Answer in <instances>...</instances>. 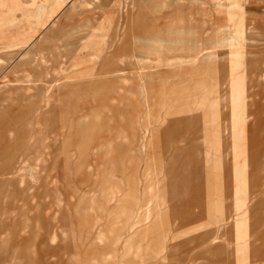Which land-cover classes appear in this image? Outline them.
I'll use <instances>...</instances> for the list:
<instances>
[{
    "label": "rangeland",
    "instance_id": "1",
    "mask_svg": "<svg viewBox=\"0 0 264 264\" xmlns=\"http://www.w3.org/2000/svg\"><path fill=\"white\" fill-rule=\"evenodd\" d=\"M81 1L0 0V247L13 232L5 246L15 250L0 251V264H25L13 253L34 264H264L244 263L264 256V0H93L85 17L94 28L71 46L60 72L16 80L38 65L28 57H37L38 45L67 43L84 16ZM229 14L261 34L214 44L230 30ZM171 16L184 18L180 27L192 25L199 43H187L190 51L177 52L192 36L169 34ZM134 26L152 48L167 39L165 60L139 51L124 72L96 70L111 35ZM237 56L244 71L227 68ZM239 77L246 84L233 92ZM232 94L242 99L223 113ZM234 110L244 113L236 123ZM229 122L236 137L222 151ZM157 134L167 145L148 160ZM203 141L218 150L208 164L202 150L194 153ZM40 150L48 161L33 167ZM175 151L177 173H194L193 185L177 188L169 178ZM58 157L68 160L67 176L59 171L65 186L54 184L50 163ZM38 221L45 229L34 253L24 226Z\"/></svg>",
    "mask_w": 264,
    "mask_h": 264
},
{
    "label": "bare ground",
    "instance_id": "2",
    "mask_svg": "<svg viewBox=\"0 0 264 264\" xmlns=\"http://www.w3.org/2000/svg\"><path fill=\"white\" fill-rule=\"evenodd\" d=\"M77 2V1H76ZM93 0H82L80 5L78 6L79 9L83 10V14L84 16L81 17L79 25L77 26V28L70 34V37L67 41V43H63L62 45H57L56 47L52 46H44V45H38L36 47L37 50V57L36 53H32V51H30L28 53V57L34 56V59H36V63H38V65L35 67V69L31 70L28 68H24V70L22 71V75L20 76V78H17L16 80H30L31 77L34 78H40L43 75L48 74V72H54V73H58L60 72V70L62 69V64L65 65L67 64L65 61L68 57V52L70 51L71 46L75 45L76 42H79L82 40V36H84L83 34H85L86 32H88V30L94 28V25L88 20L86 16L87 13H91L92 11V7H93ZM62 2H60L59 0V6L61 5ZM251 4V3H250ZM55 5V4H54ZM91 5V7H89ZM58 6V4H57ZM235 7V6H234ZM231 8V7H230ZM132 9V8H131ZM235 9V8H234ZM74 10V9H73ZM72 10V11H73ZM232 11V10H230ZM241 11V10H240ZM233 12V11H232ZM91 15V14H90ZM241 15V14H240ZM244 17V15H242ZM172 18H169L171 21L169 22V24L167 25L169 28V31H171V33L169 34H173V35H189L190 32L188 31L190 27H192V25H189L187 27H180L178 26L180 23H182L184 21V18L182 17H174L171 16ZM68 18V17H67ZM78 19V18H77ZM228 21L229 24L227 26H224L225 29H230L228 30V32H226L227 30H225V33H223L222 35H218L216 38H214V44H218V45H226L228 46L229 43L231 41L235 40H239V38H243V39H252L255 38L257 36H259L261 34V30L260 28L254 24L253 22H249L247 20V18H242V19H237L235 18V16L233 14H229L228 16ZM74 20V19H73ZM79 20V19H78ZM226 22V21H225ZM100 23V22H99ZM76 24V23H75ZM96 24V23H95ZM170 26V27H169ZM242 27L241 30H237V28ZM147 30H149L150 32L153 30V26H148ZM70 31V30H69ZM122 30L119 31L118 33H115L113 35H111L110 38V42L108 45V50L109 53L108 55H106L101 64H98L99 67H95L96 70H106L108 72L111 71H117V72H124L126 71L129 67H133L136 64V59H137V54L138 52H143L146 55H156L158 56L159 60H165V58L168 56L169 52L171 51L170 49H168L166 47V42L167 39L161 38L159 40H157L160 44H158L157 46H155L156 48H152L151 45H145L146 43V39L144 37V31L141 27L139 26H134L133 28L129 29V30H124L122 33ZM54 33V32H53ZM60 33V32H59ZM87 34V33H86ZM51 35V34H50ZM191 35V34H190ZM52 36V35H51ZM192 36V35H191ZM59 39V38H58ZM53 40V39H52ZM69 42V43H68ZM192 42V43H199V41L197 40V38H194L193 36L191 37V39L187 40V41H181L180 46L178 47L180 50L177 51L176 48H174V51L177 52H187V50L190 51L189 46L187 45V43ZM210 41L206 40L205 44H202V50L204 49H208L209 46H204L207 45ZM233 43V42H231ZM248 43V42H247ZM262 43V42H261ZM264 43V42H263ZM243 45V44H242ZM29 46V45H28ZM178 46V45H177ZM232 49V48H231ZM201 50V51H202ZM216 50V49H215ZM34 52V50H33ZM163 53V54H162ZM21 54V53H20ZM22 55V54H21ZM25 56V55H24ZM102 55H99L98 57H101ZM191 55L189 58L190 59H195L196 56ZM231 57V56H230ZM228 58V62L227 63V68L230 71L233 70H242L244 71V69H247V66L242 64L241 61H239L240 56L237 57H232V58ZM18 59V58H17ZM31 59V58H30ZM72 63H76L77 59L72 58L70 59ZM30 61V60H29ZM160 62V61H159ZM171 63V61H170ZM35 64V63H34ZM163 64V62H162ZM6 65V63H5ZM36 65V64H35ZM248 66H250V64H247ZM16 76V75H15ZM110 76V75H109ZM105 77V76H104ZM23 78V79H22ZM246 78L245 77H239L237 78V80L235 81V85L232 88L233 92L235 90H238L242 85L246 84ZM2 85H6V84H2ZM27 85V84H26ZM15 86V85H14ZM9 87V86H8ZM7 88V87H6ZM8 89V88H7ZM10 89V88H9ZM36 89V88H35ZM49 89V88H48ZM48 91V90H47ZM1 93V92H0ZM33 93V92H32ZM47 94V93H45ZM11 96V95H10ZM232 99L227 102L224 105V112H227L229 109V107H236L237 106V102L242 99L241 96H236L235 94H232ZM53 97V96H52ZM11 98V97H10ZM62 100V99H61ZM49 103V102H48ZM55 103V102H54ZM72 103V102H70ZM136 104V103H135ZM5 105V104H4ZM49 106V105H48ZM128 107V106H127ZM137 112V111H136ZM135 113V112H134ZM142 113V112H141ZM188 113V116H192V120L194 118V114L193 113ZM259 113V112H258ZM74 114V113H73ZM230 116V112L228 113ZM234 114V118L232 119L233 123L239 122L242 118H243V112H239L237 110H234L233 112ZM98 117V116H97ZM259 117V114H258ZM81 118V117H80ZM73 119V118H72ZM84 119V118H83ZM96 119V117H95ZM136 120V119H135ZM80 121V120H79ZM83 121V120H82ZM78 123V122H77ZM111 123V122H110ZM30 125V123H29ZM222 127H223V131L226 129V125L223 124L222 122ZM66 126V125H65ZM64 127V126H63ZM72 127V126H71ZM136 128V127H135ZM147 128V127H146ZM66 129V128H65ZM228 135H227V140L223 145V141L220 142L219 146L221 145V149L223 151L224 146H228L229 144L231 145V143H233L236 135H235V129L230 126V122L228 123ZM61 130V129H59ZM147 130V129H146ZM222 130V129H221ZM233 130V131H232ZM64 131V129H63ZM62 131V132H63ZM136 132V131H135ZM223 133V132H222ZM65 134V133H64ZM68 134V133H67ZM11 135V134H9ZM13 135V134H12ZM37 135V134H36ZM53 135V134H52ZM125 135V134H124ZM127 135V134H126ZM57 136V135H56ZM124 137V136H123ZM127 137V136H126ZM137 137V136H136ZM11 138V137H10ZM59 138V137H58ZM135 138V137H134ZM57 139V138H56ZM144 139V138H143ZM48 140V139H47ZM58 140V139H57ZM68 141V140H67ZM36 142V141H35ZM53 143V142H52ZM147 143V142H146ZM151 145L153 146L152 148L149 149V155H148V160L151 159L152 154L156 155L158 154L157 152V147L161 145V147L165 148V146L167 145V143H162L160 144V138H159V134H157V136H155L151 141H150ZM64 145V144H63ZM89 143L83 147H80L79 150H86L88 147ZM34 146V145H33ZM43 146V145H42ZM190 146V145H189ZM143 147V146H142ZM65 148V147H64ZM192 150L191 147H183L181 149H184V153L188 150ZM50 149V148H49ZM180 149V150H181ZM198 150L201 152L202 150V157H204L206 163H210L211 159L214 157L215 154L218 153L217 150V146H214L213 144H211L210 142H206L203 141L202 144H199L198 146L196 145V147L194 148V153H198ZM30 152V151H29ZM132 152V151H131ZM130 152V153H131ZM61 153V152H60ZM224 153V152H223ZM235 155H237L238 151H234L232 152ZM46 155H48V153L46 152V150H40L37 152V155H35L34 159L35 164L34 166H39V165H43L44 161H48V159L46 158ZM59 155V154H58ZM132 155V154H131ZM45 156V157H44ZM151 156V157H150ZM199 156V155H198ZM134 157V156H133ZM156 157V156H155ZM28 158V157H27ZM187 158V157H186ZM53 165L50 163L51 169L53 171L54 174H57V178L54 179V184H59L62 185L63 183L59 181V171L60 169H64L66 176L68 174L67 171V165H68V160L66 158H62V157H58L57 159H53ZM214 160V159H213ZM51 162V159H50ZM58 162H60L61 165L58 164ZM71 162V161H70ZM179 163H180V157L178 155V152L175 151V154L173 156V165L170 167L169 170V178L172 180V183L175 184V186L178 188V186L180 185H188V181H192L191 184L193 185V179H195V174L191 173L190 177L188 179H186L185 175H180L177 173L178 171V167H179ZM252 162L248 161V164H251ZM138 165V164H137ZM253 164L249 165L252 166ZM177 168H175V167ZM246 165L243 166V168H245ZM254 166V165H253ZM63 170H61L62 172ZM110 171V170H109ZM173 171V174H172ZM136 173V172H135ZM176 173V174H175ZM62 174V173H61ZM109 175V174H108ZM136 175V174H135ZM65 176V177H66ZM105 177H107L104 174ZM205 178V177H204ZM67 183L69 184V180L65 179L64 184ZM63 184V185H64ZM119 185V184H118ZM58 186V185H56ZM65 186V185H64ZM71 187V186H70ZM58 188V187H57ZM63 188V187H62ZM191 188V187H190ZM193 188V186H192ZM153 189V188H152ZM256 189V188H255ZM255 189L251 192L253 193L255 191ZM156 190V189H155ZM116 192H120V188H116ZM155 192V191H154ZM67 193V192H66ZM69 193V192H68ZM150 193V192H149ZM152 201V200H151ZM88 202V201H87ZM66 205V204H65ZM66 207V206H65ZM142 207V206H141ZM244 204H241L239 206V208H243ZM260 204L258 202H254L252 204L251 207V212L252 215L254 216V212H258V210L260 209ZM67 208V207H66ZM158 208V207H157ZM259 208V209H258ZM117 211V210H116ZM121 211V210H120ZM149 211V210H148ZM70 212V211H69ZM137 212V211H136ZM150 212V211H149ZM148 212V213H149ZM58 213V212H57ZM56 213V214H57ZM144 215V214H142ZM55 216V215H54ZM133 216V215H132ZM138 216V215H136ZM232 216V214L230 213V217ZM48 217V216H47ZM131 217V216H129ZM213 217V216H212ZM255 217V216H254ZM253 217V218H254ZM53 218V217H52ZM57 218V217H56ZM119 218V217H118ZM54 219V218H53ZM129 220V219H128ZM146 220V219H145ZM148 220V219H147ZM258 219L255 220V224L257 223ZM116 222V221H115ZM240 222V221H239ZM243 223V222H241ZM126 224V223H125ZM136 224V223H135ZM240 224V223H238ZM260 224V223H259ZM95 225V224H94ZM253 225L252 227V231L256 228ZM125 226V225H124ZM58 227V226H57ZM93 227V226H92ZM26 228H31L32 230L30 231L31 235L30 237L26 240V242L34 249V253L36 252V248L39 246L40 243V235L42 234L41 232H39L40 230H44L45 227L43 224H40L39 221L36 222L35 226L30 225V223H27L24 226V229ZM56 228V227H55ZM59 229V228H58ZM240 229V228H238ZM73 230V229H72ZM99 230V229H98ZM63 232V231H62ZM88 232V231H87ZM100 232V231H99ZM94 233V232H93ZM97 233V232H96ZM252 232L249 233H242L240 234L241 237H244L246 234L251 235ZM13 232L12 234L9 233L6 237L4 238V244L8 245L11 243V241H13L12 237H13ZM56 235V234H54ZM78 236V235H77ZM224 236V235H223ZM120 237V236H118ZM219 237V236H218ZM94 238V237H93ZM103 238V237H102ZM205 238H199L200 241L203 240H207ZM222 239V236L220 237ZM100 239V238H99ZM96 240V239H95ZM132 240V239H131ZM100 241V240H99ZM133 241V240H132ZM38 243V244H37ZM218 243V242H217ZM222 243V242H221ZM5 245H2L0 247V251H5L10 253V251H15L13 249H9L7 248ZM26 246V245H25ZM223 246V245H222ZM26 248V247H25ZM30 248V247H29ZM252 248V247H251ZM27 250V249H26ZM157 252V251H156ZM239 252V251H238ZM235 255H232V259L236 260L238 259V253ZM11 254V253H10ZM240 255V254H239ZM13 258L18 259L20 262L25 263V264H34L33 262L30 261H24L23 257H16L13 253ZM138 257V256H137ZM141 257V256H140ZM252 257H250L251 261H254V259H252ZM107 259V258H106ZM260 259V258H259ZM246 260H248V258L244 259V263L246 262ZM101 261V260H100ZM243 262V261H242ZM95 263V262H94ZM238 264V263H236Z\"/></svg>",
    "mask_w": 264,
    "mask_h": 264
},
{
    "label": "crops",
    "instance_id": "3",
    "mask_svg": "<svg viewBox=\"0 0 264 264\" xmlns=\"http://www.w3.org/2000/svg\"><path fill=\"white\" fill-rule=\"evenodd\" d=\"M261 201L262 200H256V202H258V203H261ZM246 258H248V260H250V258H249V256L248 257H246ZM260 258V259H259ZM252 259H254V261H256V260H263L264 259V256H262V255H258V256H253V258Z\"/></svg>",
    "mask_w": 264,
    "mask_h": 264
}]
</instances>
